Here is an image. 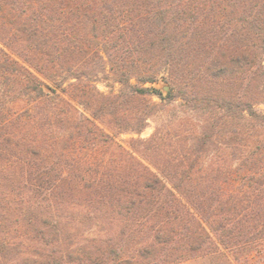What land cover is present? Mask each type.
<instances>
[{"label": "trees", "instance_id": "16d2710c", "mask_svg": "<svg viewBox=\"0 0 264 264\" xmlns=\"http://www.w3.org/2000/svg\"><path fill=\"white\" fill-rule=\"evenodd\" d=\"M154 97L201 132L119 144ZM262 98L264 0H0V264L260 255Z\"/></svg>", "mask_w": 264, "mask_h": 264}, {"label": "rangeland", "instance_id": "374dc122", "mask_svg": "<svg viewBox=\"0 0 264 264\" xmlns=\"http://www.w3.org/2000/svg\"><path fill=\"white\" fill-rule=\"evenodd\" d=\"M167 79L166 73L162 71L158 81L155 84H147L146 87L158 89L162 92L164 97H167L170 89V84ZM133 83L136 84L137 81L133 80ZM97 88L105 95L117 94L120 89L112 80H105L97 83ZM262 99L259 100L255 107L258 111L264 112V101ZM153 101L159 104V108L156 110L155 115L148 120L146 128L140 134L129 132L117 135L116 140L119 144L129 147L132 141H136L134 144L136 147L145 149L147 146L145 144L159 133L167 137V143L170 145L178 143L177 146L179 147V145L183 143L182 141L184 138H194L196 134L201 132L204 125L202 112L190 109L181 100H177L171 104H162L159 98L154 97ZM228 129H226L225 133L221 136L222 138H217L215 146L223 147L221 141L224 142L228 139ZM107 130L114 133L108 128ZM232 260L235 264H264V250L260 255L254 252L250 256H247V258H242L239 262L235 261L233 258ZM181 264H225V262L224 260L216 258H204Z\"/></svg>", "mask_w": 264, "mask_h": 264}]
</instances>
